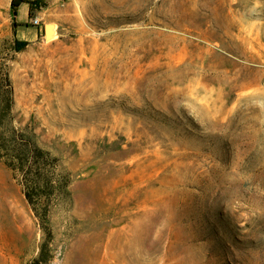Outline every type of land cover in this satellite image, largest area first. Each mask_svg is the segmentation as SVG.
<instances>
[{
  "label": "rangeland",
  "instance_id": "374dc122",
  "mask_svg": "<svg viewBox=\"0 0 264 264\" xmlns=\"http://www.w3.org/2000/svg\"><path fill=\"white\" fill-rule=\"evenodd\" d=\"M26 1L0 0V264H264V0Z\"/></svg>",
  "mask_w": 264,
  "mask_h": 264
},
{
  "label": "trees",
  "instance_id": "16d2710c",
  "mask_svg": "<svg viewBox=\"0 0 264 264\" xmlns=\"http://www.w3.org/2000/svg\"><path fill=\"white\" fill-rule=\"evenodd\" d=\"M25 3H29L27 2L26 0H13L12 2V10H13V13H17V11L19 10L20 6L25 4ZM30 4V3H29ZM15 26H18L17 23H15ZM26 43H18V46L19 47H22V46H25ZM26 165L24 167H22V172L24 174H29V171H27L28 169H25ZM28 196V195H27Z\"/></svg>",
  "mask_w": 264,
  "mask_h": 264
},
{
  "label": "built area",
  "instance_id": "2783aa9c",
  "mask_svg": "<svg viewBox=\"0 0 264 264\" xmlns=\"http://www.w3.org/2000/svg\"><path fill=\"white\" fill-rule=\"evenodd\" d=\"M32 23L37 26L40 24V21H39V19H33Z\"/></svg>",
  "mask_w": 264,
  "mask_h": 264
},
{
  "label": "bare ground",
  "instance_id": "6f19581e",
  "mask_svg": "<svg viewBox=\"0 0 264 264\" xmlns=\"http://www.w3.org/2000/svg\"><path fill=\"white\" fill-rule=\"evenodd\" d=\"M51 33H52L51 29L48 28V29H47V36L49 37Z\"/></svg>",
  "mask_w": 264,
  "mask_h": 264
},
{
  "label": "crops",
  "instance_id": "0c3cea01",
  "mask_svg": "<svg viewBox=\"0 0 264 264\" xmlns=\"http://www.w3.org/2000/svg\"><path fill=\"white\" fill-rule=\"evenodd\" d=\"M21 6L27 8L25 4H23ZM21 6H20V8H21ZM20 8H19V10H20ZM26 10H28V9H26Z\"/></svg>",
  "mask_w": 264,
  "mask_h": 264
},
{
  "label": "water",
  "instance_id": "95a60500",
  "mask_svg": "<svg viewBox=\"0 0 264 264\" xmlns=\"http://www.w3.org/2000/svg\"><path fill=\"white\" fill-rule=\"evenodd\" d=\"M51 35V34H50Z\"/></svg>",
  "mask_w": 264,
  "mask_h": 264
}]
</instances>
